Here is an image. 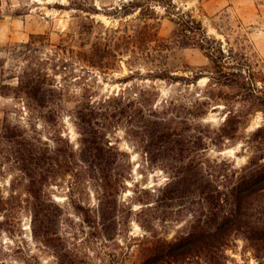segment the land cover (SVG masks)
Segmentation results:
<instances>
[{
	"label": "rangeland",
	"instance_id": "1",
	"mask_svg": "<svg viewBox=\"0 0 264 264\" xmlns=\"http://www.w3.org/2000/svg\"><path fill=\"white\" fill-rule=\"evenodd\" d=\"M131 1L149 3L126 16ZM162 1L0 0V264H142L189 234L193 208L162 201L173 164L150 159L140 114L192 122L219 184L264 148L253 139L264 125V0ZM179 12L217 39L221 68L170 42ZM239 69L247 85H226L221 73ZM162 72L186 78L152 76ZM84 109L106 116L95 125L102 166L84 145ZM104 201L116 209L106 221ZM225 255L264 264L242 236Z\"/></svg>",
	"mask_w": 264,
	"mask_h": 264
},
{
	"label": "trees",
	"instance_id": "2",
	"mask_svg": "<svg viewBox=\"0 0 264 264\" xmlns=\"http://www.w3.org/2000/svg\"><path fill=\"white\" fill-rule=\"evenodd\" d=\"M161 4L162 0H153ZM149 3V2H148ZM148 3L131 1L124 4L122 11L130 15L137 8H144ZM174 30L170 42L182 47H199L205 50L216 68H221L224 52L212 38L203 23L190 13L175 14ZM168 49V47H167ZM219 63V64H218ZM218 72H223L222 69ZM238 72H224L226 85H242L246 77ZM156 79L181 81L186 77H175L171 73H154ZM199 79V78H198ZM212 80L219 78L211 77ZM222 80V79H220ZM243 82V83H242ZM264 112V101L260 103ZM200 116V115H196ZM106 116H98L93 110L79 112L80 128L85 136L84 145L93 156V164L102 166L106 162L102 135L95 125H100ZM141 129L146 136V149L152 161H170L174 171L172 182L163 190L162 201L173 204L189 205L194 211V222L187 236L156 246L142 264H186L201 258L208 264H227L226 249L237 236L244 237L258 254H264V148H258L247 166L238 169L229 180L219 184L209 171L207 163L198 158L199 152L206 149L204 139L195 132L192 122L176 119L148 118L139 116ZM238 121L228 115L222 128L224 136H230L229 129ZM254 141L264 143V125L253 134ZM26 155L31 159L36 153L28 144ZM106 180V177H105ZM39 199L40 191L33 189ZM107 203V202H106ZM101 205L104 221L112 219L116 209L112 205ZM43 210L42 204L36 206V213Z\"/></svg>",
	"mask_w": 264,
	"mask_h": 264
}]
</instances>
